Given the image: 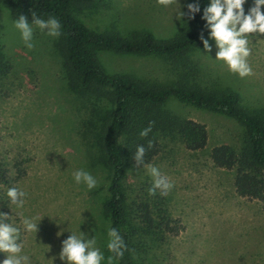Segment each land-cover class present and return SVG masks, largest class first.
Returning <instances> with one entry per match:
<instances>
[{
    "label": "rangeland",
    "instance_id": "1",
    "mask_svg": "<svg viewBox=\"0 0 264 264\" xmlns=\"http://www.w3.org/2000/svg\"><path fill=\"white\" fill-rule=\"evenodd\" d=\"M188 1L176 0L164 7L157 0H97L88 8L75 9L74 14L95 32L122 36L151 32L158 40H167L181 27L177 13L184 11ZM252 3L247 0L245 12ZM14 21L0 3V51L9 67L0 78V160L9 170L11 181L8 186L0 185V207L10 212L11 224L20 228L18 242L31 264H52L53 257V264H64L59 259L61 242L80 231L88 238L95 237L96 247L106 258L109 222L102 206L109 172L100 160L96 143L102 113L90 127L93 102L69 87L57 48L58 37L30 24L34 47L29 49ZM249 41L252 54L248 63L253 75L241 78L231 73L223 61L215 59L212 42L211 53L202 48L187 56L192 66L187 71L191 81L207 90L233 91L246 108L264 106V36H249ZM96 58L109 75H129L159 84L174 82L173 68L186 70L182 62L172 65L173 61L159 56L98 50ZM166 107L204 124L209 143L193 152L177 138L162 141L160 153L148 164L173 184L166 195L169 211L183 228L136 264H264V209L256 200L237 196L233 173L214 167L210 160V151L216 145L239 149L244 141L243 128L225 116L174 100ZM80 169L96 179L95 188L89 190L75 182L73 173ZM152 183L145 166L129 164L124 186L130 200L139 186ZM11 187L27 194L22 208L10 203L7 190ZM25 217L38 223L37 233L24 230Z\"/></svg>",
    "mask_w": 264,
    "mask_h": 264
},
{
    "label": "trees",
    "instance_id": "2",
    "mask_svg": "<svg viewBox=\"0 0 264 264\" xmlns=\"http://www.w3.org/2000/svg\"><path fill=\"white\" fill-rule=\"evenodd\" d=\"M97 0H0L17 20L32 12L44 20L50 17L60 22L57 48L64 60L66 81L79 96L86 97L93 106L94 127L97 115L102 113L101 127L96 134L100 160L108 169L107 197L102 211L108 218L109 228H116L127 250L116 264H136L144 261L149 250L161 247L169 237L177 236L183 228L178 219L172 218L167 196L149 195L151 184L139 186L134 198L129 199L124 179L130 163L136 165L133 155L138 146L145 148L143 164H150L161 151L162 141L177 138L189 151H201L209 143L207 127L197 121L171 112L166 106L171 100L190 108L225 116L238 123L244 131L243 145L234 149L220 144L210 151L214 167L233 173L234 193L249 200H256L264 209V106L246 108L233 91L201 88L191 81L192 70L188 55L203 48L201 32L207 37L201 19L208 0H198L201 12L195 18L182 19L176 34L167 40H158L151 32H133L122 36L114 32H95L74 14V10L92 6ZM196 2L189 0L186 5ZM117 55L159 56L182 62L186 70L175 71V80L169 84L138 80L129 75H109L96 58V51ZM9 71L0 51V78ZM104 104H107L106 108ZM152 124L146 137L140 132ZM149 141L152 147L149 148ZM9 170L0 160V185L10 184ZM5 221L11 224L10 212ZM182 227V228H181ZM6 253H0V261ZM112 255L106 249V258Z\"/></svg>",
    "mask_w": 264,
    "mask_h": 264
},
{
    "label": "clouds",
    "instance_id": "3",
    "mask_svg": "<svg viewBox=\"0 0 264 264\" xmlns=\"http://www.w3.org/2000/svg\"><path fill=\"white\" fill-rule=\"evenodd\" d=\"M176 0H157L160 6L168 7ZM247 0H209L206 7L203 8L201 19L205 22L207 37L201 32L199 39L203 44V50L207 53L213 51V43L216 52L215 59L223 61L228 70L244 78L253 75L251 65L248 63V57L252 54L249 47V36H264V0H253L252 6L245 12L244 5ZM187 12L179 11L177 19H183L187 16L188 20L195 18L197 13L201 12V6L196 2L186 5ZM32 24L36 25L42 31L47 29L49 36L58 37L60 35V22L50 17L48 20L39 18L35 12L31 13ZM14 27L20 32L21 39L29 49L34 47L32 43L33 28L28 22V17L20 15L14 21ZM152 130V124L140 132L141 137H146ZM152 142L149 141L148 147L151 148ZM145 148L138 146L133 155L136 166L143 164ZM148 173L153 178L152 187L148 189L149 195H155L157 190L163 196L168 195L173 187L169 178L162 175L160 170L152 165H145ZM73 178L77 184H85L89 190L97 186L96 179L83 169L73 173ZM26 193L16 187L7 190V197L11 204L17 208H22L25 204ZM9 218L8 213L0 212V253H6L5 258L0 264H31V258L22 254L23 245L20 241V228L6 223ZM23 228L26 232L37 233L38 223L32 218L25 217L22 220ZM62 232L57 233L61 235ZM59 259L64 264H104L105 255L96 247V239L93 236L88 238L86 233H71L62 242ZM107 250L112 255L106 259V264H116L118 259H122L127 246L116 228L108 229ZM56 257L51 258L53 264Z\"/></svg>",
    "mask_w": 264,
    "mask_h": 264
}]
</instances>
